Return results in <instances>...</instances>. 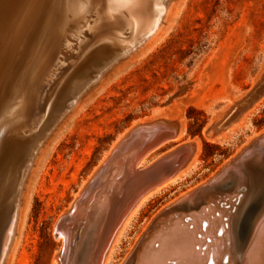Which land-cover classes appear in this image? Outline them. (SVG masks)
I'll list each match as a JSON object with an SVG mask.
<instances>
[{
	"label": "rangeland",
	"instance_id": "obj_1",
	"mask_svg": "<svg viewBox=\"0 0 264 264\" xmlns=\"http://www.w3.org/2000/svg\"><path fill=\"white\" fill-rule=\"evenodd\" d=\"M157 1L162 4L160 29L128 45L110 38L111 47L121 51L118 60L79 94L70 112L39 144L23 185L26 196L21 199L6 264H62L65 241L56 234L60 219L85 197L81 195L84 187L103 170L116 146L143 125L172 128L178 138L149 151L142 166V160L137 162L139 171L181 148L190 149L189 159L174 172L175 180L130 219L135 212L131 210L109 248L107 264H124L170 205L205 185L264 134V97L238 113L241 104L264 84V0ZM111 3L117 6L118 1ZM152 4L148 3L147 15L152 14ZM67 72L54 86L42 118ZM66 88L55 95L56 104L71 96ZM122 160L123 154L116 166ZM8 176L9 170L0 180V194ZM237 191L244 193L242 188ZM240 203L234 201L231 207L226 200L222 204L229 215H240L238 236L247 231L253 214V207L244 209ZM1 242L0 236V249Z\"/></svg>",
	"mask_w": 264,
	"mask_h": 264
},
{
	"label": "bare ground",
	"instance_id": "obj_2",
	"mask_svg": "<svg viewBox=\"0 0 264 264\" xmlns=\"http://www.w3.org/2000/svg\"><path fill=\"white\" fill-rule=\"evenodd\" d=\"M112 1L54 0V8L61 13L62 22L67 21L68 24L66 33L64 31L61 33L64 38V49H58L57 44L51 45L48 49H45L46 46H40V53L34 59L35 62L29 65L27 80L17 93L18 102L12 109L11 118L7 117L8 120L14 118L21 125V129L27 132L41 121L54 86L67 72L65 70L67 68H63L65 73L58 72L55 63L56 57L54 56L53 59L55 51H57L56 55L60 56V65L63 66L66 62L75 61L80 52L82 53L81 50L99 44L100 41L108 46H113L114 44L110 40L113 38L125 45L141 35L149 38L160 29L162 4L160 5L157 0H122L120 2L117 0V6L112 5ZM149 2H153L152 14L147 15ZM73 36L77 40L76 48L69 43V38L72 39ZM85 39L88 40L85 41ZM69 77L71 78V75ZM77 77H72L70 85L66 86L65 92L71 96L74 95L82 81L79 78L81 75ZM29 79L32 82V88L29 86L26 90L25 86L30 82ZM263 97L264 95L260 99ZM146 125L143 126L148 131V137L141 135V138L133 141L134 143L132 142L129 147L123 149L114 159H110L114 154L112 151L109 158L103 163L104 166L106 162L111 161L107 163L108 166L97 183L89 188L88 183L81 192V195L83 194L85 197L75 202L76 204L74 203L75 216L69 219L62 218L60 233L56 234L58 238H61V241L64 238V247L70 251H67L65 258L61 259L62 264H107L109 248L131 210L134 208L135 212L131 217L128 216L125 219V223L129 217L131 219L140 210L150 197L164 190L175 180L174 174L169 172L172 163L163 162L162 165H158L156 174L149 173L150 171H139V168H136L138 161L142 160L140 164L143 165L144 157L149 151L156 150L168 140L178 138V132L172 128L160 124L151 127ZM150 135L158 136L160 142L157 145L152 144ZM136 150L139 151L138 154ZM192 153L194 154V151ZM122 154L123 160L116 166V162ZM176 157L179 156L172 154L169 158L172 161ZM33 161L29 168L33 166ZM96 173L95 175H98ZM160 174L163 178L157 182ZM27 177L28 175L25 182ZM7 179L8 177L3 185L1 184L0 198L3 196V188ZM242 186L246 188H244L243 199L240 201L243 203L241 208L250 207L254 202L258 206L255 209L257 211L251 215L247 231L242 236H238L237 223L240 215L238 213L235 216L229 215L225 209H222V204L228 200L232 207L233 202L231 201L237 198L239 192L237 190ZM237 190L229 194H211L203 204L196 205L191 210H182L181 212L173 209L168 210L165 216L153 223L139 247L124 264H224L227 258L228 264H264V167L256 166L245 170L244 182L242 181L237 186ZM25 196L23 193L22 199ZM20 209L19 206L18 213ZM18 213L2 264H6L10 256L19 221ZM217 215L219 217H216ZM225 217H229L227 223L224 221ZM204 224L207 226L205 227ZM154 227L157 228L156 232L152 230ZM199 236L201 237L199 238ZM250 239H252V243L247 250ZM246 250L247 253L244 257ZM57 257L59 258L60 255Z\"/></svg>",
	"mask_w": 264,
	"mask_h": 264
},
{
	"label": "water",
	"instance_id": "obj_3",
	"mask_svg": "<svg viewBox=\"0 0 264 264\" xmlns=\"http://www.w3.org/2000/svg\"><path fill=\"white\" fill-rule=\"evenodd\" d=\"M63 22L61 13L54 8V0H0V180L9 170V176L3 188L4 193L0 198V236L2 238L0 264L4 260L10 234L17 217L18 208L22 199L23 185L29 166L38 148L66 116L79 94L92 86L105 71L112 67L121 54V51L100 41L99 44H94L90 48L85 47L87 49L81 50L82 53L80 52L75 61H71V63L66 62L62 66L60 65V56L56 55L57 51H55L53 59L55 56L58 72L64 73L70 67L71 70L69 69V71L73 76L76 75L77 77L79 73L81 74V77H79L82 79L81 84H79L73 96H65L61 102L56 104L57 94L67 85H70L69 82L73 76L71 75L70 78V74L67 75L63 79L65 81L55 90L56 96L53 94L45 117L38 124L32 126L28 132H24L21 129V125L14 118L8 120L7 117L11 118L12 109L18 102L17 93L27 80L29 65H32L35 62L34 59L38 57L37 54L40 53V46H46L45 49H48L51 45L57 44L58 49H64V38L61 33L63 31L66 33L68 24L67 21ZM71 35L73 34L71 33ZM75 39L74 36L72 39L69 38V43L71 46H75L74 48H76L77 44V40ZM80 40L82 41V39ZM63 68L67 69L64 70ZM29 86L32 88L31 81L25 86L26 90ZM23 89L25 88L23 87ZM263 95L264 84L241 104L238 108V113L241 114L253 107ZM147 132V129L144 127L132 131L130 136L122 141L120 146L113 152L114 154L111 159L118 156L123 149L129 147L141 135L148 137ZM150 138L154 145L160 142L158 136L153 135L152 137L150 135ZM17 150L18 152L21 151L24 155L20 156L18 153L16 154ZM189 151L190 149L183 148L177 153H174L179 157L174 158L172 161L168 157L145 171L156 174L157 166L162 165L164 162L173 164L169 167V172L174 174L178 167L189 157ZM138 153L139 151H137ZM110 161L106 162L103 170L96 175L88 188L97 183V180L108 166L107 163H110ZM256 166L264 167V135L252 142L205 185L179 198L167 210L173 209L178 212L191 210L192 207L203 204L211 194L220 195L232 193L234 190H237V186L242 181L244 182L245 170L252 169ZM162 178L160 174L157 182L161 181ZM241 188L243 190L246 187L242 186ZM242 193L239 192L237 200L234 201L240 202ZM82 199L80 197L77 201ZM256 204L254 202L250 206L253 207V213L257 209L258 205ZM74 211L73 209L71 214L65 216L63 219H69L75 216ZM62 221H60L58 226V234L61 230L60 226ZM66 254L67 249L64 247L62 259L65 258Z\"/></svg>",
	"mask_w": 264,
	"mask_h": 264
}]
</instances>
